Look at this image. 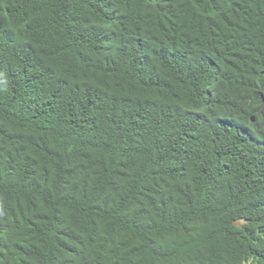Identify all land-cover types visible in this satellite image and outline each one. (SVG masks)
<instances>
[{"label": "trees", "instance_id": "obj_1", "mask_svg": "<svg viewBox=\"0 0 264 264\" xmlns=\"http://www.w3.org/2000/svg\"><path fill=\"white\" fill-rule=\"evenodd\" d=\"M0 264H264V0H0Z\"/></svg>", "mask_w": 264, "mask_h": 264}]
</instances>
